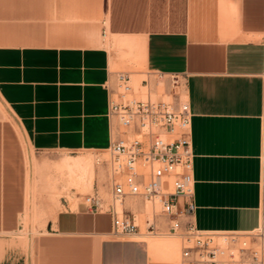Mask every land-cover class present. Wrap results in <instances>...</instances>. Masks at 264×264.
<instances>
[{"label":"crops","instance_id":"crops-1","mask_svg":"<svg viewBox=\"0 0 264 264\" xmlns=\"http://www.w3.org/2000/svg\"><path fill=\"white\" fill-rule=\"evenodd\" d=\"M119 73L146 75L158 100L174 99L172 76L182 81L196 228L260 225L264 0H0V264H181L175 250L153 248L177 238L162 215L147 229L140 199L125 203L139 223L133 235L114 236L112 216L83 202L31 222L32 153L63 164L64 154L108 151Z\"/></svg>","mask_w":264,"mask_h":264},{"label":"built area","instance_id":"built-area-1","mask_svg":"<svg viewBox=\"0 0 264 264\" xmlns=\"http://www.w3.org/2000/svg\"><path fill=\"white\" fill-rule=\"evenodd\" d=\"M116 79L110 114L117 121V136L108 150L111 198L99 192L87 196L89 210L112 216L114 236L133 235L139 223L125 203L140 199L152 206L145 219L149 231L158 229L156 217L169 219V230L181 244V264H264V202L254 230L202 231L191 221L197 209L192 112L181 79L170 78L172 101L138 98L128 73ZM142 87L149 82L142 80Z\"/></svg>","mask_w":264,"mask_h":264},{"label":"rangeland","instance_id":"rangeland-1","mask_svg":"<svg viewBox=\"0 0 264 264\" xmlns=\"http://www.w3.org/2000/svg\"><path fill=\"white\" fill-rule=\"evenodd\" d=\"M142 80H148L146 75L137 79L133 78V87L135 95L138 98H148L151 93V86L143 88ZM159 93L164 92L163 78H159ZM154 98V97H153ZM183 99L186 100L185 96ZM60 154L37 155L32 153L31 170H32V218L31 222H39L48 219L61 209H76L78 204L83 202L87 196L99 192L105 200L111 198V185L108 180L110 172V163L112 160L111 153L105 151L97 155L81 154L80 158H70L64 154L63 164L55 162L60 158ZM68 159V160H67ZM67 162L65 163V161ZM79 161L78 163L88 165L92 162L93 169L90 171L81 170L80 167H71L69 163ZM106 164V166H105ZM109 164V166H108ZM86 172V173H83ZM147 212L152 214V206H147ZM144 219V218H143ZM175 246V256L181 259V244L179 240L172 239ZM165 247V246H161ZM159 248L158 246L153 247Z\"/></svg>","mask_w":264,"mask_h":264},{"label":"bare ground","instance_id":"bare-ground-1","mask_svg":"<svg viewBox=\"0 0 264 264\" xmlns=\"http://www.w3.org/2000/svg\"><path fill=\"white\" fill-rule=\"evenodd\" d=\"M87 163H88L87 166L86 165L84 166V165L80 164V166H79L80 169L81 170H87V169H89L91 171L93 169L92 162L91 161H88ZM83 173H86V172H83ZM154 246H156V247L158 246L159 248H161V246H165L164 248L167 251H169V252H171L173 254L176 244L173 241L169 240V239L160 238V239H158V240H156L154 242Z\"/></svg>","mask_w":264,"mask_h":264}]
</instances>
